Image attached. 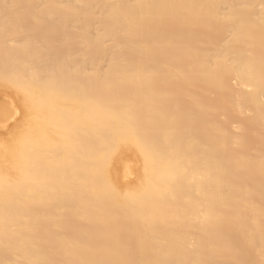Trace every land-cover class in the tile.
<instances>
[{"label": "bare ground", "instance_id": "1", "mask_svg": "<svg viewBox=\"0 0 264 264\" xmlns=\"http://www.w3.org/2000/svg\"><path fill=\"white\" fill-rule=\"evenodd\" d=\"M0 96V264H264V0H0Z\"/></svg>", "mask_w": 264, "mask_h": 264}, {"label": "rangeland", "instance_id": "2", "mask_svg": "<svg viewBox=\"0 0 264 264\" xmlns=\"http://www.w3.org/2000/svg\"><path fill=\"white\" fill-rule=\"evenodd\" d=\"M4 98H7V97H4V96H0V101H2V99H4ZM12 124V123H11ZM233 125H236L235 123H233ZM11 126H13V125H10L9 124V127H11ZM8 127V126H7ZM6 127V128H7ZM6 128H4V131H2L3 130V128L0 130V131H2L0 134H4V133H7V130H6ZM11 128H13V127H11ZM11 128H8V135H9V133H10V131L12 130ZM10 129V130H9ZM6 130V131H5ZM6 134V136L8 137V135ZM4 138H6L5 137V135L3 136V135H0V139H4Z\"/></svg>", "mask_w": 264, "mask_h": 264}]
</instances>
